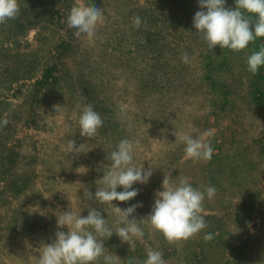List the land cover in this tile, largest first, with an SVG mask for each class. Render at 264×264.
<instances>
[{"label":"rangeland","instance_id":"obj_1","mask_svg":"<svg viewBox=\"0 0 264 264\" xmlns=\"http://www.w3.org/2000/svg\"><path fill=\"white\" fill-rule=\"evenodd\" d=\"M18 2V15L0 23V119L9 121L0 127V264H38L68 207L85 216L99 208L114 225L112 205L83 192H95L107 152L125 138L139 141L137 165L154 167L148 183L134 185L133 200L113 201L142 203L137 219L149 214L165 178L175 185L187 177L216 194L203 201L207 227L187 240L169 242L146 218L142 239L105 238L119 264H142L149 248L166 264H264V67L253 75L246 65L264 37L241 51L209 49L193 28L198 0ZM79 6L103 11L91 41L66 27ZM88 104L104 122L93 138L79 133ZM208 130L212 158H186L179 137ZM73 140L89 151L68 154Z\"/></svg>","mask_w":264,"mask_h":264},{"label":"clouds","instance_id":"obj_2","mask_svg":"<svg viewBox=\"0 0 264 264\" xmlns=\"http://www.w3.org/2000/svg\"><path fill=\"white\" fill-rule=\"evenodd\" d=\"M227 0H198L199 10L195 12L193 28L200 34L209 49L219 46L221 49L241 51L257 38L264 37V0H235V7H226ZM20 10L18 0H0V23L15 18ZM103 22V11L98 7H74L67 14L66 27L79 40L89 41L96 36V29ZM134 27L141 26V18H134ZM185 63L189 57L182 56ZM247 70L255 75L264 67V47L253 51L246 59ZM126 110L122 107L121 112ZM9 123L7 118L0 119V127ZM103 119L91 104L85 105L79 116V133L93 138L103 126ZM175 135V133H174ZM214 132L208 130L200 137L182 135L185 156L191 159L210 160L214 149L210 140ZM84 144L77 146L75 140L68 144L69 153L87 152ZM138 140L121 139L107 152L109 161L103 175L96 180L95 192L84 190L86 199H95L100 204H110L117 219L112 227L99 208H88V214L76 208H67L56 215L57 231L51 243L40 246L38 264H119L120 257L106 251L105 238L114 233L122 242L142 239L144 218L152 228L162 232L169 242L187 240L207 227L201 215L205 198L212 199L216 194L215 186L204 190L193 187L185 177L175 185H170L165 178L162 190L155 192L154 202L146 217L137 219L133 214L142 203L137 202L121 208L113 201L128 202L133 200L139 189L136 184H146L153 175V166H138L135 162ZM120 188L121 190H117ZM42 216V215H41ZM66 227V231L62 230ZM212 234L205 233L204 239L211 240ZM128 264H135V258ZM142 264H166L163 253L152 248L147 249L146 259Z\"/></svg>","mask_w":264,"mask_h":264}]
</instances>
